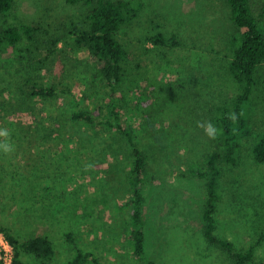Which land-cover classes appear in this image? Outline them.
I'll list each match as a JSON object with an SVG mask.
<instances>
[{"label": "rangeland", "instance_id": "obj_1", "mask_svg": "<svg viewBox=\"0 0 264 264\" xmlns=\"http://www.w3.org/2000/svg\"><path fill=\"white\" fill-rule=\"evenodd\" d=\"M142 1L139 18L119 33L128 50L119 93L127 101L126 116L136 142L148 155L144 259L135 255L129 234L133 147L126 134L101 123L110 107L100 79L95 89L105 107L84 99L83 91L90 92L92 85V71L80 65L89 55L87 49L61 44L55 77L49 80L56 82L58 93L43 97L29 94L31 77L38 78L31 58L14 63L20 52L6 42L0 46V123L10 119L6 107L23 111L42 144L40 157L31 144L20 146L23 152L15 168L8 162L18 150L8 145L11 152L4 156L7 151L1 147L0 221L13 226L21 239L46 234L56 247L50 260L23 254L27 264H70L75 251L67 232L102 264H235L226 249L207 240V179L189 170L203 167L206 156L222 146L221 136L216 132L210 137L201 125L212 124L215 106L240 90L229 73V40L238 30L231 8L226 0ZM263 1L253 0L254 8ZM14 10L20 19L56 34L83 25L87 15L84 3L67 0H16ZM151 22L182 40V46L161 49L170 65L158 54L161 50L143 48L142 34ZM148 78L172 82L180 93L167 100L162 99L165 93L152 96L150 111L143 112L136 106L143 105L136 92H145ZM76 100L92 109L94 124L73 118ZM246 108L239 164L231 167L222 161L214 229L217 237L242 250L256 242L264 227V162L257 163L253 156L256 138L264 132V64ZM19 172L25 173L23 178ZM40 175L47 179L40 182ZM254 261L264 263V241L256 246Z\"/></svg>", "mask_w": 264, "mask_h": 264}, {"label": "trees", "instance_id": "obj_2", "mask_svg": "<svg viewBox=\"0 0 264 264\" xmlns=\"http://www.w3.org/2000/svg\"><path fill=\"white\" fill-rule=\"evenodd\" d=\"M70 3H84L87 8V15L83 25H73L63 34H56L45 26L35 25L19 18L14 7L16 0H0V46L6 42L15 47L19 52V58L14 60L22 61L26 56L36 64L38 78L31 77V96L54 97L59 90L56 82H50V77H55L59 53L63 50L62 43L75 47L86 48L88 56L80 60V65L86 71H92L91 91H83L84 99L92 102L99 108H104L102 98L98 97L95 89L96 81L100 79L104 87L108 89L109 97L106 102L110 107L109 116L101 121L105 129H113L126 134L132 147L134 159L129 178L131 187V219L130 238L133 244L135 255L145 258V218L143 216V205L145 201L143 187L147 182L145 169L147 164V153L137 144L134 131L129 124L126 114L127 101L123 94L119 93L127 72L128 50L119 38V33L126 26L133 25L139 18L143 9L142 0H67ZM231 8V16L237 25L238 30L233 33L229 40L230 60L229 73L238 83L240 90L230 101L219 103L213 112L212 124L216 132L221 136L219 149L211 152L205 158L203 167L197 165V169L190 172L198 174L207 179L209 199L205 209L207 221L205 234L210 243H217L226 249L234 259L235 264H255L254 256L256 246L264 241V227L261 229L258 239L248 249H237L233 242L221 239L214 234L216 226L215 213L217 201L220 198L221 175L223 172L222 161L234 167L239 164L240 134L247 126L246 105L250 101L257 84V73L264 64V1L261 7L256 10L253 0H226ZM151 25L142 34L141 42L143 48L151 50L155 48H176L182 46V40L176 33H165L160 27ZM148 44L150 49L145 45ZM166 65L171 64V59L166 55L165 50L158 52ZM3 58V56H1ZM8 61H12L9 59ZM91 67V68H90ZM88 74V73H87ZM87 78L86 75H84ZM145 92H136L137 97L143 105H136L149 112L148 104L152 96H159L165 93L162 99H172L180 93L179 88L172 82L158 79H145ZM63 90V89H62ZM79 106L73 113L74 119H83L87 123L94 124V114L90 107L80 106L81 100H76ZM136 102V101H135ZM1 106V105H0ZM7 123H0V132H7V136L0 135V157L3 155L1 147L10 145L14 150L8 164L18 166L20 149L25 143H29L34 150L33 154L40 157L39 151L42 146L38 138V129L33 131L22 111H16L10 106ZM27 146V145H26ZM7 151L4 153H10ZM8 155V154H7ZM253 156L257 163L264 162V132L259 134L253 146ZM2 158V157H1ZM1 174V173H0ZM19 178L25 173H18ZM40 182L45 181L46 176L38 177ZM45 179V180H44ZM47 188V187H46ZM0 230L13 244L15 256L13 264H27L22 258L23 254H33L38 259L50 260L56 253L55 243L46 234L34 235L21 239L16 234L13 226L0 221ZM68 240L74 243L75 251L70 264H102L95 253L91 250H84L77 241V236L67 232ZM0 264L3 262L0 259ZM264 264V263H262Z\"/></svg>", "mask_w": 264, "mask_h": 264}, {"label": "built area", "instance_id": "obj_3", "mask_svg": "<svg viewBox=\"0 0 264 264\" xmlns=\"http://www.w3.org/2000/svg\"><path fill=\"white\" fill-rule=\"evenodd\" d=\"M15 251L13 244L7 239L6 235L0 230V259L3 264H13Z\"/></svg>", "mask_w": 264, "mask_h": 264}, {"label": "clouds", "instance_id": "obj_4", "mask_svg": "<svg viewBox=\"0 0 264 264\" xmlns=\"http://www.w3.org/2000/svg\"><path fill=\"white\" fill-rule=\"evenodd\" d=\"M201 126L205 128L206 134H208L212 138H215L216 129L211 123H208L207 125H201ZM0 135L7 136V132H0ZM4 149L5 151H11L10 147L7 144L4 145Z\"/></svg>", "mask_w": 264, "mask_h": 264}]
</instances>
